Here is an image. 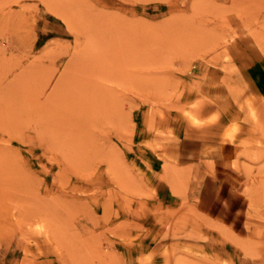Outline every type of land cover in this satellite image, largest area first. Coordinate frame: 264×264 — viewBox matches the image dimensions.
Here are the masks:
<instances>
[{
  "label": "rangeland",
  "instance_id": "374dc122",
  "mask_svg": "<svg viewBox=\"0 0 264 264\" xmlns=\"http://www.w3.org/2000/svg\"><path fill=\"white\" fill-rule=\"evenodd\" d=\"M181 137L233 145L247 236L197 214ZM0 264H264V0H0Z\"/></svg>",
  "mask_w": 264,
  "mask_h": 264
},
{
  "label": "crops",
  "instance_id": "0c3cea01",
  "mask_svg": "<svg viewBox=\"0 0 264 264\" xmlns=\"http://www.w3.org/2000/svg\"><path fill=\"white\" fill-rule=\"evenodd\" d=\"M226 144L221 143L217 137H181L178 166L186 178L185 194L192 200L197 214L222 227L231 236L240 238L243 234L248 235L249 203L241 192L244 175L232 165L235 149L232 144ZM226 147L233 149L231 156L227 155ZM144 155L150 158L156 156L151 151H146ZM149 163L148 174L156 195L164 199L171 197V187L165 178L162 179L164 173L157 168L155 161L151 159ZM211 235L214 241L220 240V232L213 230ZM228 252L232 258L237 256L231 247Z\"/></svg>",
  "mask_w": 264,
  "mask_h": 264
},
{
  "label": "bare ground",
  "instance_id": "6f19581e",
  "mask_svg": "<svg viewBox=\"0 0 264 264\" xmlns=\"http://www.w3.org/2000/svg\"><path fill=\"white\" fill-rule=\"evenodd\" d=\"M73 29V28H72ZM100 37V36H99ZM107 44V43H106ZM128 49V48H127ZM89 90V89H88ZM93 91V90H92ZM93 97V96H92ZM192 120H197L196 118L190 116ZM67 133V132H66Z\"/></svg>",
  "mask_w": 264,
  "mask_h": 264
}]
</instances>
